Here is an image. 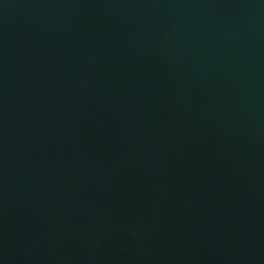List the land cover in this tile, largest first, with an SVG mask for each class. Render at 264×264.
Instances as JSON below:
<instances>
[{"label":"water","instance_id":"1","mask_svg":"<svg viewBox=\"0 0 264 264\" xmlns=\"http://www.w3.org/2000/svg\"><path fill=\"white\" fill-rule=\"evenodd\" d=\"M0 264H264V0H0Z\"/></svg>","mask_w":264,"mask_h":264}]
</instances>
